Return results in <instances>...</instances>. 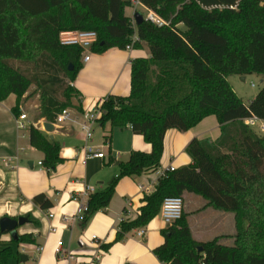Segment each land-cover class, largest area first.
<instances>
[{
    "label": "trees",
    "instance_id": "16d2710c",
    "mask_svg": "<svg viewBox=\"0 0 264 264\" xmlns=\"http://www.w3.org/2000/svg\"><path fill=\"white\" fill-rule=\"evenodd\" d=\"M140 2L165 24L142 20L133 25L125 15L128 0H0V102L15 95L12 113L17 114L22 97L35 86L39 118L47 123L54 124L61 110L74 107L73 99L75 111L82 113L79 93L71 87L82 50L61 46L58 36L62 31L95 33L90 50L96 54L113 48L125 50L129 45L138 50L145 45L149 57L130 65L129 95L105 97L97 123L109 125V132L129 127L151 150L131 152L127 162L117 164V176L104 189L88 195L80 228L106 210L120 179L158 169L168 130L185 132L214 116L219 137L191 140L186 151L192 164L164 172L155 192L143 198L137 218L120 221L114 241L100 248L107 251L132 231L145 228L165 198H182L187 193L202 198L203 209L232 214L234 233L197 242L182 213L161 232L164 242L152 252L159 262L264 264V136L244 124L250 117L264 122V83L245 105L227 81L229 76L264 77V0ZM29 141L43 153L41 164L47 170L63 161L59 144L37 129H30ZM33 202L42 211L52 207L43 194ZM25 217L38 225L30 214ZM4 235L0 231V239ZM226 239L232 241L230 246L222 244ZM11 242L33 244L34 240L26 234ZM10 259L18 260L19 254L11 247L0 249V264Z\"/></svg>",
    "mask_w": 264,
    "mask_h": 264
},
{
    "label": "crops",
    "instance_id": "0c3cea01",
    "mask_svg": "<svg viewBox=\"0 0 264 264\" xmlns=\"http://www.w3.org/2000/svg\"><path fill=\"white\" fill-rule=\"evenodd\" d=\"M125 15L131 18L132 13ZM148 57L149 51L145 45L138 50L113 48L103 54L90 50V58L86 62L81 57L80 69L71 83V87L79 93L81 112L91 110L108 95L127 97L130 92L131 62ZM16 104L13 94L0 102V219H16L30 214L38 225L26 223L16 231L17 236L30 234L33 244L15 245L9 234L2 236L0 249L11 247L19 254L16 263L10 259L8 264H65L63 258L69 257H72V264L76 261L81 264H163L152 253L163 244L161 232L168 228L158 215L146 225L142 239L136 236L134 230L123 240L113 243L107 251L100 248V245L114 241L124 211L130 221L137 217V211L144 205V196L138 191L137 184H151L156 188L157 173L120 179L106 210L94 214L83 229L76 220L77 210L81 205H86L88 195L104 189L117 176V164L127 162L131 152L149 153L150 145L141 136L133 134L129 127L114 128L109 132V125L101 127L97 123L88 144L93 147L94 153L101 152L104 157L85 159L84 137L76 124L62 127L52 124L54 131L47 134L42 127L47 122L39 118V105L22 100L19 112L13 114L12 109ZM21 114L27 118L25 123L28 129L25 131H19L16 127ZM31 128L59 144V156L63 161L51 171L39 165L44 155L30 145ZM219 135L214 116L204 118L185 132L168 130L164 135L158 169L164 173L170 167L178 170L190 166L192 159L186 151L190 141H215ZM40 194L51 201L49 210L42 211L34 204L33 199ZM182 200L183 213L187 215L188 227L195 241H210L203 239L207 229L228 230L227 234L220 232L214 238L233 235L230 213L203 209L205 203L197 201L192 194H183ZM49 214L52 218L48 217ZM93 238L97 242H93ZM227 240L231 241H223ZM58 242L62 243L59 248ZM21 255L26 260H20ZM96 257L97 260H94Z\"/></svg>",
    "mask_w": 264,
    "mask_h": 264
},
{
    "label": "built area",
    "instance_id": "2783aa9c",
    "mask_svg": "<svg viewBox=\"0 0 264 264\" xmlns=\"http://www.w3.org/2000/svg\"><path fill=\"white\" fill-rule=\"evenodd\" d=\"M128 3L130 4L131 9H133V13H135L138 9H141L145 11V16L143 17L145 21H148L156 26H162L164 25V21L161 20L156 14H154L152 11L148 10L146 7L143 6V4L140 2V0H128ZM134 15V14H133ZM133 25L134 23V17L132 18ZM136 37L134 36L132 38V41H135ZM58 41L61 46H78L81 50V57L83 58V61L86 62L90 58V48L92 44L96 41V34L93 32H81V31H62L60 32L58 36ZM132 46L129 45L126 47V50H131ZM88 53V54H87ZM254 87V85H251ZM101 102H98L91 110L77 113L74 110H71L69 108L61 110L58 115L56 116L55 123L53 125L62 127L67 124H76L80 130V133H82L84 137L85 146L83 147V151L85 153V159L90 158H96V159H102L104 157L103 153H94L93 147L88 144V141L92 137V129L97 124V120L100 117L101 114ZM19 120L16 122V127L19 131H25L28 129L27 123L25 121L27 120L25 114H21L18 118ZM244 124L248 126L249 128H252L256 125H258V128L261 132L264 133V122L258 120L255 117H250L244 120ZM41 166V163H39ZM169 172H173L174 168L170 167L168 169ZM157 173L158 177H162L164 175L163 172H161L159 169L155 171ZM138 191L143 194L144 197L151 195L155 192V187L151 184H137ZM89 192H92V189H89ZM127 207L129 204L126 205ZM86 211V205H81L80 208L77 210L76 220L79 222L83 218V214ZM183 213V200L180 197H169L165 198L160 206V210L158 213V216L164 223L166 227H170L173 225L174 222L179 220ZM139 215V212L137 211L136 216ZM49 218H52V215H48ZM137 218V217H136ZM135 218V219H136ZM120 221H130L128 218V214L126 211H124L122 218ZM119 221V222H120ZM145 231L144 228H140L136 230V236L140 239L144 237ZM93 242H97L96 239H92ZM62 243L58 242L57 247H61ZM40 249H38L39 251ZM59 250V249H58ZM72 257L69 258H63V261L65 264H72L71 261ZM97 260V257L94 259ZM75 264H81L79 262H75Z\"/></svg>",
    "mask_w": 264,
    "mask_h": 264
},
{
    "label": "rangeland",
    "instance_id": "374dc122",
    "mask_svg": "<svg viewBox=\"0 0 264 264\" xmlns=\"http://www.w3.org/2000/svg\"><path fill=\"white\" fill-rule=\"evenodd\" d=\"M131 8V7H130ZM129 7L126 8L125 13L127 15H131V18H133V9H130ZM136 12H140L142 14V16H145V11L138 9ZM135 12V13H136ZM181 28V27H180ZM182 29V28H181ZM228 83L230 84V86L233 88L235 94L243 101V103L245 105H248L253 98L255 97V95L257 94V92L261 89L263 83H264V77H259V76H247L245 78V81H241L240 77L238 76H229L227 78ZM251 85H254V87H252ZM25 100L30 102V103H34L35 105H40V101H39V92L35 89V86H31L28 90V92L22 97V100ZM58 99L59 100H63L62 96H60V94L58 95ZM72 105H74V107H71L69 109L74 110L75 111V106L76 101L73 99L71 101ZM252 131H254L257 135L259 136H264V133L261 132L258 128V125L250 128ZM195 198L197 199V201H200L201 203H203V199L195 196ZM194 206H196V203L194 204ZM196 208V207H195ZM229 217L231 219V225H232V231H234V223H233V216L232 214H229ZM246 225L244 224V227ZM221 231H214L213 229H207L204 232V240H211L212 238H214V236L218 235V233H220ZM223 234H227L228 230H222ZM223 245L226 246H230L232 244L231 241L227 240V241H223L222 242ZM13 261H15V263L17 262V259H13Z\"/></svg>",
    "mask_w": 264,
    "mask_h": 264
},
{
    "label": "water",
    "instance_id": "95a60500",
    "mask_svg": "<svg viewBox=\"0 0 264 264\" xmlns=\"http://www.w3.org/2000/svg\"><path fill=\"white\" fill-rule=\"evenodd\" d=\"M134 17V23L135 25L139 24L142 20H144L142 14L140 12H136L133 15ZM72 70V67L69 66V71ZM241 81H245L244 77H241ZM43 131L47 134H51L54 131V126L50 123H43L42 125ZM50 139H52V136L50 135ZM28 223V219L25 216L18 217L16 219L9 218V217H3L0 219V231L2 233L9 234L13 240L17 239V229L23 225ZM24 256H20V260L24 261Z\"/></svg>",
    "mask_w": 264,
    "mask_h": 264
}]
</instances>
